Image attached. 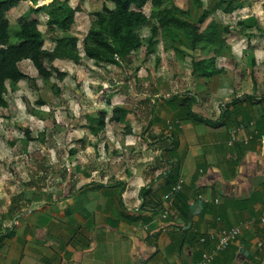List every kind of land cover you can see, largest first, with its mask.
<instances>
[{
	"label": "crops",
	"instance_id": "crops-1",
	"mask_svg": "<svg viewBox=\"0 0 264 264\" xmlns=\"http://www.w3.org/2000/svg\"><path fill=\"white\" fill-rule=\"evenodd\" d=\"M237 9L245 14V35L228 37L229 47L217 54L221 72L200 77L175 65L167 81L171 67L159 53L163 66L146 83L152 94L144 116L132 110L120 120L107 116L105 128L94 132L90 125L99 113L86 115L90 141L80 160L67 165L68 175L52 185L29 183L31 195L22 190L42 200L19 213L14 235L0 243V264H191L211 246L201 242L203 235L246 221L240 241L212 264H264V144L257 137L246 141L254 131L264 133V0H245ZM166 89L174 92L170 99ZM186 96L195 98L193 111L221 123L182 118L176 147L164 150L163 139L177 129L169 123ZM107 123L110 129L126 123L127 130L106 132ZM235 126L242 128L232 146ZM173 162L177 180L168 173ZM180 178L188 219L175 206L180 191L166 197Z\"/></svg>",
	"mask_w": 264,
	"mask_h": 264
},
{
	"label": "rangeland",
	"instance_id": "rangeland-1",
	"mask_svg": "<svg viewBox=\"0 0 264 264\" xmlns=\"http://www.w3.org/2000/svg\"><path fill=\"white\" fill-rule=\"evenodd\" d=\"M63 1L66 0H38L36 3L49 5L54 2L62 4ZM216 1L203 0V6L198 7L193 0H172L165 1L163 6H171L174 2L182 8L189 9L188 18H197L203 9L209 8L211 13L202 23V27L204 28L209 22L216 23L226 39V45H229L228 37L245 35V24L238 23L245 14L241 13L240 9L229 13L217 9ZM239 1L245 3V0H235L234 4ZM81 2H83L82 9L75 15L73 30L65 32L56 29L58 34L78 35L80 46L86 32L93 24L91 12L101 9L104 2L111 7L114 6L109 0H69L68 4L74 7ZM34 5V0H22L9 12L11 23L15 25L18 15ZM143 9L149 16V22L140 26L138 31L140 35L147 37L151 35L153 24H159L156 17L158 8L153 7L151 1H148ZM34 15L40 20L39 27L45 34V47L52 49L54 42L47 24L48 11L44 10ZM225 27L228 30L223 32ZM171 28L176 30L174 27ZM164 31H169V28H162L159 31L160 40L155 51L147 53L148 42L145 41L142 47L131 53L120 65L97 64L94 59L88 58L83 53L80 63L73 60H56L55 65L67 73L62 79L53 76L48 81L43 80L38 76L31 60L21 65L24 71H28L26 73L35 76V81L34 84H29L26 80L20 81L16 91L9 90L7 93L11 107L0 109V229L18 226L19 220L6 212L15 195L22 190H26L31 195L33 189L28 186L31 182L44 181L45 184H55L56 179L68 175L67 165L80 160V155L90 141L85 135V131L88 130L87 114L99 113L101 109H106V118L111 117L114 107L122 105L129 110L128 114L132 110L144 116L146 112L142 108L146 107L145 99L152 94L146 83L152 80L153 69L162 68V57L171 67H166L170 72L167 73V81H171V72L175 65H179L180 69L188 73L192 68L193 59H200L201 56L206 57L210 54L200 49H192L191 41L186 37L183 29L180 30L182 39L174 42L164 40ZM174 54L178 55L177 62L173 60ZM142 70L143 75L140 80L139 73ZM99 74L106 84L99 80L97 76ZM187 81L185 79L184 83L190 86ZM167 90H164L163 94L170 93L168 96L170 99L174 96V92ZM40 100L44 103H39ZM126 123L116 124L113 129H110L107 123L105 130L106 132L107 130L125 131ZM26 129L34 137L32 140L27 139ZM73 149L75 153L71 152ZM57 191L61 193V187Z\"/></svg>",
	"mask_w": 264,
	"mask_h": 264
},
{
	"label": "trees",
	"instance_id": "trees-1",
	"mask_svg": "<svg viewBox=\"0 0 264 264\" xmlns=\"http://www.w3.org/2000/svg\"><path fill=\"white\" fill-rule=\"evenodd\" d=\"M22 0H0V107H11L7 97L9 90L16 91L19 83L26 80L29 84H34L35 76L26 73L20 67V62L30 59L37 69L38 76L43 80H49L53 76L64 78L66 72L55 65L56 60H73L76 63L81 62V54L95 60L97 64L112 63L123 64L127 57L135 50L139 49L148 42L147 53L155 51L159 43V31L162 28H169L164 33V40L174 42L181 40L183 35L180 30L186 32V37L191 41V48L210 53L208 56L192 60V74L200 77H211L221 72L216 66L217 54L226 50L225 37L218 25L209 22L204 28L202 23L209 17L211 11L209 8L203 9L197 18H188L190 10L182 8L172 2L171 6H163L165 1L172 0H109L114 6L110 7L105 2L101 9L91 12L92 26L86 32L82 39V46L79 45L80 38L74 34H58L56 29L65 32L72 31L75 25V15L82 9V3L76 6L68 4L69 0L49 5L37 4L30 7L27 11L19 14L15 25L11 23L9 12L16 7ZM151 1L152 6L158 8L156 14L159 24H153L151 35L143 37L138 29L149 22V16L144 11V6ZM198 7L203 6V0H193ZM235 0H217L215 7L229 13L242 6ZM48 11L49 18L47 24L51 31V39L54 42L52 49L45 47V34L40 29V20L34 14L41 11ZM190 17V16H189ZM239 24H245V19H241ZM162 27V28H160ZM174 27L176 30L172 29ZM173 30V32H171ZM228 28H223V32ZM55 31V32H54ZM226 36V35H225ZM178 51L179 49H175ZM213 53V54H211ZM245 97V95H244ZM194 96H186L182 103L177 105L176 119L190 117L196 121H204L212 125L221 123L220 119L211 120L205 118L195 111L192 106ZM39 103H44L40 100ZM129 110L124 106H115L111 120H120L128 114ZM224 116V114H222ZM106 111H99V116L90 129L94 132L105 128ZM177 129L166 136L162 145L164 150L172 151L177 144ZM27 139L32 140L31 132L26 129ZM178 167L173 162L168 173L169 176L177 180ZM150 191L148 188L141 189V195L146 197ZM187 195L180 191L175 197V206L188 219L189 205L186 201ZM42 200L41 195L34 193L28 198L25 192H20L11 199L8 215L18 219L19 213L24 208H28L34 201ZM184 203V207L180 204ZM14 235V227L11 226L6 231L0 233V243Z\"/></svg>",
	"mask_w": 264,
	"mask_h": 264
},
{
	"label": "built area",
	"instance_id": "built-area-1",
	"mask_svg": "<svg viewBox=\"0 0 264 264\" xmlns=\"http://www.w3.org/2000/svg\"><path fill=\"white\" fill-rule=\"evenodd\" d=\"M180 122L179 119L169 123V129L173 130L175 126ZM242 128L241 126H235L232 129L231 137L229 139V144L234 146L236 142L239 141L238 130ZM257 137L262 144H264V133H259L258 131H254L252 135L246 138V141ZM184 179L180 178L178 183L172 187V189L166 194L167 198H172L177 192L183 189ZM205 201H210L209 198H204ZM260 222L264 223V214L260 217ZM249 222L246 221L242 225H236L229 228H222L217 232H211L207 235H203L201 237L202 243H210L211 246L202 252L200 259L194 261L191 264H212L215 257L220 253V251L225 250L231 244L240 241V236L243 232L244 227L249 226ZM261 246L264 247V244L260 243Z\"/></svg>",
	"mask_w": 264,
	"mask_h": 264
},
{
	"label": "water",
	"instance_id": "water-1",
	"mask_svg": "<svg viewBox=\"0 0 264 264\" xmlns=\"http://www.w3.org/2000/svg\"><path fill=\"white\" fill-rule=\"evenodd\" d=\"M200 206H202V200H200V201L198 202V204H193V205L191 206V210L197 212V211H198V208H199Z\"/></svg>",
	"mask_w": 264,
	"mask_h": 264
}]
</instances>
